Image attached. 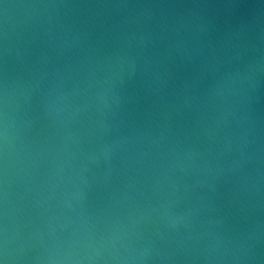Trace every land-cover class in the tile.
<instances>
[{
    "label": "water",
    "instance_id": "obj_1",
    "mask_svg": "<svg viewBox=\"0 0 264 264\" xmlns=\"http://www.w3.org/2000/svg\"><path fill=\"white\" fill-rule=\"evenodd\" d=\"M0 259L264 264V0H0Z\"/></svg>",
    "mask_w": 264,
    "mask_h": 264
},
{
    "label": "clouds",
    "instance_id": "obj_2",
    "mask_svg": "<svg viewBox=\"0 0 264 264\" xmlns=\"http://www.w3.org/2000/svg\"><path fill=\"white\" fill-rule=\"evenodd\" d=\"M0 264H6V261L3 259H0Z\"/></svg>",
    "mask_w": 264,
    "mask_h": 264
}]
</instances>
